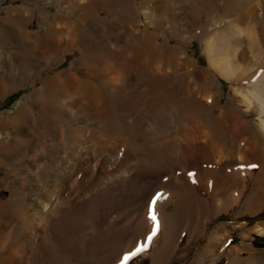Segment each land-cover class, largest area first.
Returning <instances> with one entry per match:
<instances>
[{
  "label": "rangeland",
  "instance_id": "obj_1",
  "mask_svg": "<svg viewBox=\"0 0 264 264\" xmlns=\"http://www.w3.org/2000/svg\"><path fill=\"white\" fill-rule=\"evenodd\" d=\"M238 15L263 43L264 0H0V264H264V170L212 131L261 128L264 56L239 32L231 83L202 40Z\"/></svg>",
  "mask_w": 264,
  "mask_h": 264
},
{
  "label": "bare ground",
  "instance_id": "obj_2",
  "mask_svg": "<svg viewBox=\"0 0 264 264\" xmlns=\"http://www.w3.org/2000/svg\"><path fill=\"white\" fill-rule=\"evenodd\" d=\"M243 5L244 4H242V6ZM257 23H258V20L256 18L252 20L249 24L247 20L244 23L242 22V16L238 15L236 18L229 20L228 25L226 27L218 29L217 32L213 33L212 35H205L202 39L205 44V52L208 56L209 65L219 75H221L223 78L227 79L231 83L240 82L241 80H243V72H239L235 74L236 71L233 70L230 64L232 63L230 62L231 61L230 57L234 56L235 54L233 51H235L243 42L242 37L238 35L239 32H245V34H247L248 38L246 39V41L248 42V49L253 54L256 60H260L264 56V34H263V43H262V38H260L259 34L257 33L258 32L257 27H256ZM233 48L235 49L233 50ZM260 62H262V60ZM248 86L253 91L251 93L253 94V98H255L262 107V108L260 107L261 109L259 110V113L261 115L264 114V71L260 75H258L255 79L248 80ZM241 90L242 89L240 87L233 88L234 93L240 92V94L244 95L245 93L243 91L241 92ZM219 94L220 92L218 93L217 91H215L214 95L212 96L208 95V96L210 97L211 103L219 107L218 108L220 109L219 112L223 113L222 116H225V114L228 115V113L230 114V111H228V109L231 107L233 99L232 100L229 99V101L226 102L225 105L222 104L221 106L219 103L220 101ZM247 96L250 97V95H247ZM244 100L246 101L245 98ZM249 100L250 99H248V102ZM241 102H243V100ZM260 125H261L262 130L258 126H252L251 129L248 128L244 130V132H241L243 129H241L240 126H227V128L225 127V129L227 130H224V131H222L221 129L222 127H219L220 125L213 126V127L211 126V127L213 128L212 131L219 136L221 134V137L226 135V133L227 135H231V136L233 135L234 132L240 133V134L244 133V136L246 135L245 137L246 139L250 138L248 140L249 146L247 145L248 148L246 147L244 151L245 152L244 155L246 154L247 156H252V158H255L256 160L254 161H259L261 164V169L264 170V120L261 121ZM201 133L202 132L200 128L192 127V126L188 128L187 131H185V135L183 136L184 137L183 139H184V144H185L184 146H185L186 154H188V156L189 155L192 156L193 158H204V159L212 158L214 148H212L213 149L212 150L211 147H213V143L215 142H213L210 137H206L205 135H202ZM262 177L261 179L264 180V178ZM257 227L258 229L263 228V227H260L259 225Z\"/></svg>",
  "mask_w": 264,
  "mask_h": 264
},
{
  "label": "snow or ice",
  "instance_id": "obj_3",
  "mask_svg": "<svg viewBox=\"0 0 264 264\" xmlns=\"http://www.w3.org/2000/svg\"><path fill=\"white\" fill-rule=\"evenodd\" d=\"M250 167H255V165H250ZM155 202H156V198L154 197L153 200H152V203L149 205V208H148V217H149V219L152 220L153 223H154V226H153V228H152V231H151V233H150L149 236H148V239H149V240H151L152 236H154V235L156 234V232H157V227H158V225L156 224V220H157V218H156V215H155V213H154V211H153V208H152V204H154ZM144 247H146V245H144ZM142 250H143V248L140 247V246H138V247L135 248L134 251H132V252H130L129 254H127V255L124 257V259L127 260V259H129L131 256H135L138 252H140V251H142Z\"/></svg>",
  "mask_w": 264,
  "mask_h": 264
}]
</instances>
